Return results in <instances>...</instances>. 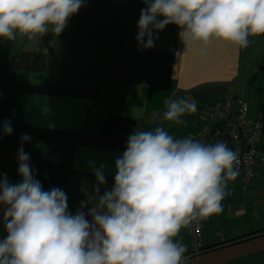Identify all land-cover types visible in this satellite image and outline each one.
Here are the masks:
<instances>
[{
    "label": "crops",
    "instance_id": "0c3cea01",
    "mask_svg": "<svg viewBox=\"0 0 264 264\" xmlns=\"http://www.w3.org/2000/svg\"><path fill=\"white\" fill-rule=\"evenodd\" d=\"M143 6L85 0L59 36L42 38L46 54L26 37L0 41V123L10 120L13 128L11 135L0 131V175L9 183L21 181L17 152L27 134L23 148L43 189H62L72 214L87 213L94 196L112 188L115 160L134 130L163 124L174 138L207 143L197 132L213 102L240 96L252 114L264 108V36L249 37L247 48L213 41L186 49L179 28L168 25L144 49L136 39ZM179 98L197 101V112L181 125L163 121L165 101ZM101 165L107 183L97 193L94 169ZM228 187L222 211L202 220V252L189 254L186 229L176 238L186 245L182 264H264V166L246 193L239 184Z\"/></svg>",
    "mask_w": 264,
    "mask_h": 264
},
{
    "label": "clouds",
    "instance_id": "9594fccd",
    "mask_svg": "<svg viewBox=\"0 0 264 264\" xmlns=\"http://www.w3.org/2000/svg\"><path fill=\"white\" fill-rule=\"evenodd\" d=\"M85 0H0V41L26 37L41 48L49 33L59 36ZM137 42L154 47V32L179 28L186 49H203L213 41L247 48L249 37L264 36V0H144ZM162 17V19H160ZM163 121L181 125L198 103L166 100ZM11 135V121L0 123ZM21 136L17 152L19 183L0 175V206L6 235L0 238V264H182L186 245L176 239L182 229L222 211L237 178L239 152L223 142L205 144L174 138L163 124L128 136L115 160L114 184L94 196L87 213L68 210L60 188L45 191L30 165ZM104 165L94 169L97 187L107 183ZM84 202L81 203L83 208ZM90 217V219L88 218Z\"/></svg>",
    "mask_w": 264,
    "mask_h": 264
},
{
    "label": "built area",
    "instance_id": "2783aa9c",
    "mask_svg": "<svg viewBox=\"0 0 264 264\" xmlns=\"http://www.w3.org/2000/svg\"><path fill=\"white\" fill-rule=\"evenodd\" d=\"M205 114L197 136L206 138L205 144L223 142L239 152L238 175L229 186L239 184L240 191L246 193L256 176L257 166H264V150L259 148L264 136V108L252 114L248 102L234 96L213 102ZM186 231L190 236L189 254L202 252L205 249L202 220L193 222Z\"/></svg>",
    "mask_w": 264,
    "mask_h": 264
},
{
    "label": "trees",
    "instance_id": "16d2710c",
    "mask_svg": "<svg viewBox=\"0 0 264 264\" xmlns=\"http://www.w3.org/2000/svg\"><path fill=\"white\" fill-rule=\"evenodd\" d=\"M5 235L4 229L0 227V238H3Z\"/></svg>",
    "mask_w": 264,
    "mask_h": 264
},
{
    "label": "water",
    "instance_id": "95a60500",
    "mask_svg": "<svg viewBox=\"0 0 264 264\" xmlns=\"http://www.w3.org/2000/svg\"><path fill=\"white\" fill-rule=\"evenodd\" d=\"M144 8H145V6L142 7V9H144ZM142 9H141V10H142ZM220 100H221V99H219V100H217V101H220Z\"/></svg>",
    "mask_w": 264,
    "mask_h": 264
}]
</instances>
